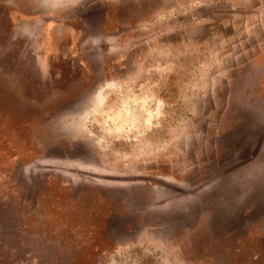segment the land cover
I'll list each match as a JSON object with an SVG mask.
<instances>
[{"label": "rangeland", "instance_id": "374dc122", "mask_svg": "<svg viewBox=\"0 0 264 264\" xmlns=\"http://www.w3.org/2000/svg\"><path fill=\"white\" fill-rule=\"evenodd\" d=\"M0 264H264V0H0Z\"/></svg>", "mask_w": 264, "mask_h": 264}]
</instances>
